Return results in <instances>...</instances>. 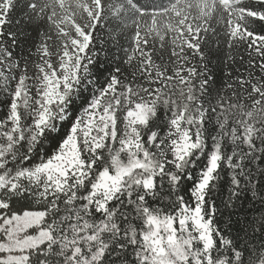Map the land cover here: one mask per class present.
I'll return each instance as SVG.
<instances>
[{
    "label": "snow or ice",
    "instance_id": "obj_1",
    "mask_svg": "<svg viewBox=\"0 0 264 264\" xmlns=\"http://www.w3.org/2000/svg\"><path fill=\"white\" fill-rule=\"evenodd\" d=\"M0 264H264V0H0Z\"/></svg>",
    "mask_w": 264,
    "mask_h": 264
}]
</instances>
